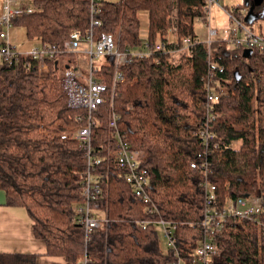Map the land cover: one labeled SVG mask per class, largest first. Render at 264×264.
<instances>
[{"label": "trees", "instance_id": "16d2710c", "mask_svg": "<svg viewBox=\"0 0 264 264\" xmlns=\"http://www.w3.org/2000/svg\"><path fill=\"white\" fill-rule=\"evenodd\" d=\"M30 1L32 5L14 15L11 24L22 26L27 38L42 45L60 47L70 32L84 33L88 27V0ZM203 3L102 0L95 34L108 32L119 36L120 45L125 41L135 44L141 28L136 12L144 11L150 38L175 26L178 37L195 39L193 22L204 16ZM250 4L251 0H244L225 9L242 18ZM263 6L264 0L255 11L261 12ZM260 14L263 18L264 12ZM208 61L223 66L215 77L228 87L216 104L211 129L226 142L239 139L240 145L231 149L210 146L205 175L189 164L204 149L195 132L196 122L204 116ZM49 65L53 74L43 75L31 55L0 57L3 204L26 209L33 221V235L45 243L47 255L71 263L85 259L86 264H170L176 249L190 263V251L203 237L200 220L205 177L215 185L220 205L228 196L260 194L264 217V50L254 49L244 56L240 48H229L224 39L215 37L209 58L203 43L195 41L188 54L173 62L171 55H161L159 61L151 56L134 57L122 66L126 89L113 98L117 126L132 148L143 151L148 192L157 211L147 215L118 164L102 159L98 171L107 179L102 206L108 221L95 228L86 242L74 209L81 199L86 160L72 136L84 124L77 119L84 110L67 105L61 84L63 65L54 68L50 60ZM103 66L104 80L109 83L111 65ZM101 107L102 124L91 130L94 148L104 144L108 135L106 106ZM158 218L176 223L174 248L162 251L154 224H140L143 219ZM214 241L224 260L210 264H264L263 228L251 220L226 219ZM37 256L0 252V264H37Z\"/></svg>", "mask_w": 264, "mask_h": 264}, {"label": "built area", "instance_id": "2783aa9c", "mask_svg": "<svg viewBox=\"0 0 264 264\" xmlns=\"http://www.w3.org/2000/svg\"><path fill=\"white\" fill-rule=\"evenodd\" d=\"M27 1L30 0H0V57L7 59L16 58L18 54H28L37 60L38 71L43 75H51L54 69L50 67L49 60L53 61L54 68L63 65L61 84L67 96V105L71 108H82V119L84 124L72 133L84 150L87 169L83 175L81 199L74 205L77 213L76 221L81 223L84 230L85 242L91 237V232L108 221L106 209L102 201L107 192V179L99 174L98 165L102 159H110L116 162L121 170L125 181L130 185L134 194L141 198L145 206V213L152 215L157 211L156 204L150 199L148 192L149 176L147 169L143 167V151L134 149L129 142L123 139L117 126L118 114L114 109L113 98L118 92L126 89L125 75L122 66L134 57L151 56L159 61L161 55H171L172 62L175 57L186 55L190 51V45L195 41L202 42L210 56V43L215 37L225 40L229 48H240L242 52L254 49L264 50V36L254 32L242 18L237 17L232 11L226 10L227 18L231 21L226 27L225 35H218V31L211 25L210 11L214 5L219 6L221 0H204L203 11L204 24L206 27L203 41L197 37L180 38L175 33V26L170 27L166 33L152 39L148 36L146 27L148 16L144 11H137L136 17L140 22L139 40L135 44L125 41L120 45L119 36L108 32L95 34V28L99 26L100 19L97 17L101 10L102 0H88V27L84 33L79 31L70 32L62 46L35 47L28 52L21 53L11 44L8 29L11 18L26 11L29 8ZM264 11V9H263ZM240 13V12H239ZM242 13V12H241ZM244 14V12H243ZM174 15V13H173ZM241 35H238V31ZM62 57H59V56ZM105 56L106 63L95 62L96 58ZM66 58V59H65ZM110 59V60H109ZM104 64L110 66V80H104ZM223 71V66L217 62L208 61L207 74L204 81V116L196 122V135L203 144V151L199 153L198 159L189 165L192 169H200L207 174L209 168L208 151L210 146L215 148H238L240 140L226 142L216 136L211 129L212 122L217 116L216 104L228 92V87L219 82L215 77ZM99 74V78L95 75ZM104 108V119L108 128V135L104 144L93 147L91 130L102 124L101 106ZM203 208L200 227L203 237L190 251V263L174 249L175 258L170 264H210L222 261L223 252L214 241L216 233L225 227L226 219L251 220L258 227L263 228L264 217L261 218L262 197L257 193H243L237 197L228 196L222 205L218 204L216 187L205 177L203 182ZM154 224L156 229H161L166 237L169 247H175L174 229L176 223L173 221L158 219H143L140 224ZM83 264H86L83 259Z\"/></svg>", "mask_w": 264, "mask_h": 264}, {"label": "crops", "instance_id": "0c3cea01", "mask_svg": "<svg viewBox=\"0 0 264 264\" xmlns=\"http://www.w3.org/2000/svg\"><path fill=\"white\" fill-rule=\"evenodd\" d=\"M11 27L8 29V35L12 44ZM252 30L256 32L254 29ZM262 36L264 35L262 34ZM12 45L16 48L14 43ZM35 47L38 46L32 45L24 50H19L18 48L16 50L25 53ZM0 192V252L37 253V264H83V259L76 263H71L61 256L47 255L45 243L33 235V221L28 216L26 209L22 206L3 204L5 195L2 190Z\"/></svg>", "mask_w": 264, "mask_h": 264}, {"label": "rangeland", "instance_id": "374dc122", "mask_svg": "<svg viewBox=\"0 0 264 264\" xmlns=\"http://www.w3.org/2000/svg\"><path fill=\"white\" fill-rule=\"evenodd\" d=\"M114 1V0H112ZM244 0H221L219 6L214 5L210 11L211 15V25L217 29L218 35H225L226 34V27L230 26L231 21L227 18V12L225 11V7H231V5L234 4H242ZM29 6L32 5L31 1H27L26 3ZM247 11V9L244 10V13ZM248 27L254 29L257 34L264 35V17H259L252 23L248 24L246 23ZM233 26V24H231ZM144 28L146 27L145 24H143ZM193 28L196 34V37L203 41L205 38L206 33V27L204 24V20L200 17H197L194 19L193 22ZM11 33V41L16 45V48L19 50H24L25 48H28L32 45H37L38 47H41V44H39L38 40L36 39H29L26 37L24 28L22 26H12L10 28ZM238 35H241V31H238ZM12 43V44H13ZM22 48V49H21ZM179 58V57H178ZM178 58L175 57L177 60ZM66 59V58H65ZM95 62H103L106 63L107 59L105 56H101L99 58H96ZM1 193V192H0ZM158 236H159V244L160 249L162 251H166V249L169 247L168 241L166 237L164 236V233L161 229H156Z\"/></svg>", "mask_w": 264, "mask_h": 264}, {"label": "water", "instance_id": "95a60500", "mask_svg": "<svg viewBox=\"0 0 264 264\" xmlns=\"http://www.w3.org/2000/svg\"><path fill=\"white\" fill-rule=\"evenodd\" d=\"M263 0H251V4L249 5V7L247 8V11L243 14V21L245 23H252L253 21H255L257 18L261 17L262 14H260L261 12L263 13V9L261 10V12L255 11V8L260 6L262 4ZM243 55L244 56H249V50L245 49L243 51Z\"/></svg>", "mask_w": 264, "mask_h": 264}, {"label": "bare ground", "instance_id": "6f19581e", "mask_svg": "<svg viewBox=\"0 0 264 264\" xmlns=\"http://www.w3.org/2000/svg\"><path fill=\"white\" fill-rule=\"evenodd\" d=\"M86 169H87V165H86Z\"/></svg>", "mask_w": 264, "mask_h": 264}, {"label": "flooded vegetation", "instance_id": "af4514ba", "mask_svg": "<svg viewBox=\"0 0 264 264\" xmlns=\"http://www.w3.org/2000/svg\"><path fill=\"white\" fill-rule=\"evenodd\" d=\"M257 11V10H256Z\"/></svg>", "mask_w": 264, "mask_h": 264}]
</instances>
